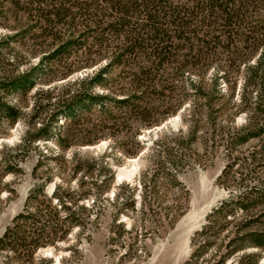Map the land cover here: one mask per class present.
I'll return each instance as SVG.
<instances>
[{
  "label": "trees",
  "instance_id": "trees-1",
  "mask_svg": "<svg viewBox=\"0 0 264 264\" xmlns=\"http://www.w3.org/2000/svg\"><path fill=\"white\" fill-rule=\"evenodd\" d=\"M0 1V17L10 14L19 26L0 38V66L1 49L13 44L34 46L31 57L38 58L23 73L0 76V128L25 120L15 97H27L47 79L82 74L67 86L39 90L21 142L12 149L0 145V181L18 178L26 159L38 154L35 183L23 211L0 238V252L11 261L23 252L33 259L41 248L84 229L94 205L115 185L108 158L117 151L122 157L140 156L145 148L140 134L183 112L186 127L154 143V163L163 171L164 156L175 170H183L187 150L203 162L224 149L228 163L218 182L230 191L194 235L188 264H260L264 0ZM19 59L7 60L18 68ZM240 117L245 120L237 126ZM111 140L113 146L99 157L75 153L67 159L76 146ZM169 141L181 152L174 153ZM38 143H57L59 153H44ZM49 152L54 155L48 157ZM55 176L61 182L49 195L46 187ZM149 183L144 177L141 209L150 208ZM185 190L180 185V194ZM91 199L92 206H86ZM127 206L134 208V201ZM185 209L180 200L175 218Z\"/></svg>",
  "mask_w": 264,
  "mask_h": 264
},
{
  "label": "rangeland",
  "instance_id": "rangeland-1",
  "mask_svg": "<svg viewBox=\"0 0 264 264\" xmlns=\"http://www.w3.org/2000/svg\"><path fill=\"white\" fill-rule=\"evenodd\" d=\"M18 27L10 14L7 18L0 17V38L13 34V30ZM35 49L37 48L32 45L22 47L18 44H13L11 49H1L4 64L0 66V76L16 70L23 73L36 65L38 58L31 57V52ZM14 57L20 58L18 68H13L8 63ZM81 76L79 72L67 80L47 79L27 97H15L14 103L24 109L25 120L15 127L0 128V145L12 149L21 142L26 131V120L39 90L64 87ZM182 113L171 117L161 126L145 129L140 134L138 138L145 145L140 156L122 157L117 151L108 158L115 173V185L105 198L94 205L91 212L93 217L88 220L84 229L76 228L66 241L59 242L56 246L41 248L33 259H29L27 253L23 252L20 260L11 261L5 253L0 252V264H188L194 251V235L202 229L212 210L229 197L230 191L218 182L228 163L224 149L215 157L207 156L203 162L194 160L193 151L187 150L183 170H175L164 156L161 157V161L165 162L163 171L154 163V143L161 138H169L170 134L186 127L181 119ZM244 120V117H240L237 126H241ZM169 142L174 153L181 152ZM44 144L38 143L44 153L51 149L55 150V155L59 153L57 143ZM113 144L114 140L103 141L96 146H76L66 156L71 159L75 153H79L81 156L99 157ZM250 146L242 150L244 156ZM54 154L49 152L48 157ZM37 159L38 154L33 153L22 165L23 172L18 178L11 175L0 181V187L6 186L0 192V238L24 209L29 191L35 183L32 172ZM50 168L54 169L55 165L51 164ZM122 171L131 174L120 175ZM144 177L148 183L152 178L156 179L155 185L148 184L150 208L147 209H141ZM60 182V177L55 176V180L46 187L47 193L51 195ZM76 185L77 181L72 183V187ZM180 185L187 191H184V195L180 194ZM131 189L135 190L134 193ZM180 200L185 203L186 209L184 215L176 219V207ZM133 201L134 208L127 206ZM92 204L93 199L86 202V206ZM260 264H264V259Z\"/></svg>",
  "mask_w": 264,
  "mask_h": 264
},
{
  "label": "bare ground",
  "instance_id": "bare-ground-1",
  "mask_svg": "<svg viewBox=\"0 0 264 264\" xmlns=\"http://www.w3.org/2000/svg\"><path fill=\"white\" fill-rule=\"evenodd\" d=\"M131 173L130 172H126V171H122L121 173H120V175H125V176H127V175H130Z\"/></svg>",
  "mask_w": 264,
  "mask_h": 264
}]
</instances>
